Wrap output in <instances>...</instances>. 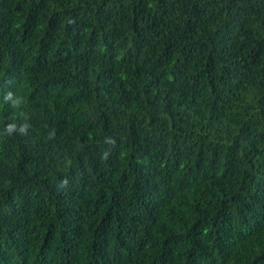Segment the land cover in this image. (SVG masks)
Wrapping results in <instances>:
<instances>
[{"label": "trees", "instance_id": "obj_1", "mask_svg": "<svg viewBox=\"0 0 264 264\" xmlns=\"http://www.w3.org/2000/svg\"><path fill=\"white\" fill-rule=\"evenodd\" d=\"M0 264H264V0H0Z\"/></svg>", "mask_w": 264, "mask_h": 264}, {"label": "clouds", "instance_id": "obj_2", "mask_svg": "<svg viewBox=\"0 0 264 264\" xmlns=\"http://www.w3.org/2000/svg\"><path fill=\"white\" fill-rule=\"evenodd\" d=\"M12 96H13V93L11 91H9L4 96V101L6 102ZM20 101H22V98H19V100L17 102H15L12 107L13 108L19 107L20 106ZM29 127H30V125L27 122L22 123V124H20L18 131L20 132L21 135H25V134H27V131H28ZM16 131H17V125L15 123H8L5 126V129H4V132L7 135H11L12 133H14ZM62 184L66 185L67 184V180L63 181Z\"/></svg>", "mask_w": 264, "mask_h": 264}]
</instances>
